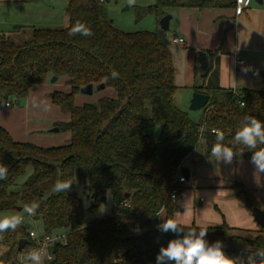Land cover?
<instances>
[{
  "label": "trees",
  "instance_id": "obj_1",
  "mask_svg": "<svg viewBox=\"0 0 264 264\" xmlns=\"http://www.w3.org/2000/svg\"><path fill=\"white\" fill-rule=\"evenodd\" d=\"M103 2L68 0L67 26L32 27L24 42L0 32V103L25 99L32 87L53 76L64 78L69 87L52 95L53 102L70 114L69 121L58 124L61 131H70L68 144L42 147L16 141L0 127V163L9 170L7 179L0 181V212L22 207L18 211L22 213L25 204L36 201V214L26 216L41 221L43 233L68 232L67 244L57 243L54 259L45 264H157L161 246L176 238L159 230L162 221L157 215L164 211L173 218L176 205L170 194L173 188H182L178 176L184 159L200 148L211 155L213 128L224 131L225 143L232 146L245 115L264 122V89L249 88H205L210 99L195 121L175 103L176 69L169 44L158 31L118 28ZM235 6V0H153L148 7H137V15L154 14L159 22L178 7ZM77 21L93 35L69 36V27ZM261 76L264 80V72ZM89 83H103L116 96L101 97L96 106L76 104L75 96ZM202 125H207L203 144L198 142ZM233 150L242 152L237 158L251 160L252 152L245 146ZM74 177L78 183L72 191H52L57 180ZM76 184L87 189L92 202H99L110 190L112 214L87 221ZM241 192L247 199L249 191L241 187ZM191 228L198 226L184 230ZM29 231L24 215L15 231L0 233L2 264L18 261L19 239H28L25 247L32 244ZM229 231L251 232L224 222L209 226L206 240L221 241L225 254L238 260L246 261L248 255L264 249V228L254 239ZM227 242L237 245L226 246Z\"/></svg>",
  "mask_w": 264,
  "mask_h": 264
},
{
  "label": "crops",
  "instance_id": "obj_2",
  "mask_svg": "<svg viewBox=\"0 0 264 264\" xmlns=\"http://www.w3.org/2000/svg\"><path fill=\"white\" fill-rule=\"evenodd\" d=\"M169 14H172L169 29H173L171 35L169 30L163 31L161 28L158 32L162 41L169 44L172 53L176 69L175 103L179 108L181 104L190 105L193 93H205V88L263 90L264 0H249L248 7L240 14H237L236 6L178 7L170 10ZM13 31L18 32L19 28ZM10 32L1 33L11 37L13 33ZM174 38H183L184 41L175 43ZM238 60H244L245 63L239 64ZM244 68L251 70L243 71ZM60 79L65 82L64 78H59L57 82ZM50 83L48 78L42 84L32 87L23 106L0 109V127L5 128L14 140L42 147L70 142L71 133L69 140L61 141L54 135L57 132L51 131L58 123L69 121L70 114L65 112L69 119L61 121L58 107L55 112L48 110L53 105L47 98V95L52 97L55 91H68L69 87L58 89ZM109 89L114 95L104 96L115 97L116 92ZM196 152L191 154L194 157L189 164H182L190 171V177L185 181L189 185L182 183L180 193H185L180 205L182 207L180 209L175 204L173 218L187 211L185 218L180 221L184 227L192 224L219 226L225 222L234 229L254 232L263 229L256 223L252 208L264 209V173L256 172L247 159L234 157L231 164H226L215 161L204 151ZM241 187L249 191L247 199ZM191 194H195V197L198 195L199 199L192 201Z\"/></svg>",
  "mask_w": 264,
  "mask_h": 264
},
{
  "label": "clouds",
  "instance_id": "obj_3",
  "mask_svg": "<svg viewBox=\"0 0 264 264\" xmlns=\"http://www.w3.org/2000/svg\"><path fill=\"white\" fill-rule=\"evenodd\" d=\"M135 4V0H128V6ZM69 36L93 35L92 30L84 23L77 21L69 27ZM243 71H249L250 68H244ZM113 78L118 77V73H111ZM241 127L236 131L231 140V145L225 143L224 131L213 128L211 131L215 135V142L211 147V156L215 161H222L231 164L234 157L239 156L242 152L233 150L235 146L243 145L252 152L250 163L254 166L256 172L264 173V122L255 116L245 115L241 121ZM207 125H202L198 129V142L206 143L205 133ZM8 167L0 163V181L8 177ZM74 183H78L77 178L70 180H57L52 188L55 193L70 192ZM110 194V193H109ZM39 209V203L32 201L23 206V214L34 216ZM23 214H15L0 218V233L8 230L15 231L24 221ZM161 223L157 225L163 233L171 232L176 238L169 240L167 246H161L156 257L157 264H164L165 261L173 264H264V249H257L254 255H248L247 260L229 257L223 251V244L217 240L209 244L206 240L208 235V225H201L198 228L184 230L180 220L167 218L164 214H158ZM182 234V235H181ZM33 235H35L33 233ZM42 251V250H41ZM41 251L32 249L23 255L24 264H44V258ZM44 255H48L47 252ZM51 259V257H48ZM258 258V259H257Z\"/></svg>",
  "mask_w": 264,
  "mask_h": 264
},
{
  "label": "rangeland",
  "instance_id": "obj_4",
  "mask_svg": "<svg viewBox=\"0 0 264 264\" xmlns=\"http://www.w3.org/2000/svg\"><path fill=\"white\" fill-rule=\"evenodd\" d=\"M153 3V0H135V4L131 7L128 6V0H104L103 6L107 13L108 18H110L114 24L125 31H138V30H147V31H158L160 28L159 22L154 14H146L142 18H138L137 15V7L145 8ZM67 5L68 0H0V32H10L12 34L14 28L18 27L19 31L12 34L11 38L17 42H24L28 38H30V29L32 26L36 28H62L68 25V14H67ZM172 10V9H171ZM172 30H169V35H171ZM51 81V78H50ZM263 83V82H262ZM55 84V87L60 89L63 86L67 87V84L60 79L58 82L50 83ZM50 87V86H49ZM36 89V88H35ZM264 89V87H261ZM50 92V91H49ZM48 92V93H49ZM52 93V91H51ZM113 94L114 92L105 88L103 90L95 89L92 95H86L79 93L75 96V101L80 104L85 103H95L97 102L100 96ZM54 95V92L51 96ZM28 96V95H27ZM47 98L51 100L52 107L49 106L48 110L55 112L56 107H58V116L61 121H67L69 119V115L63 112L60 107L53 102L52 97L47 95ZM26 99V98H25ZM25 99H23V103L21 102L18 106H23ZM12 103V107L17 108L18 106L15 104V98L9 99ZM82 101V102H81ZM3 105H0V109L3 110L5 107V102H2ZM181 109L187 111L190 116L195 120L199 121L202 116L201 110H190L189 105H179ZM59 124V123H58ZM58 127V126H55ZM59 140H69L70 131L69 130H60V132L54 133ZM67 142V141H65ZM203 151L202 148L198 149V151ZM197 153V152H196ZM198 154V153H197ZM196 154V155H197ZM193 155H190L184 159L183 162L189 164V161L193 158ZM24 178V176H23ZM189 185L188 181L185 182ZM188 187V186H186ZM185 188V187H184ZM76 190L78 195L81 197L83 201L84 207V217L87 221H93L96 219H102L106 216L112 214L113 211V201L111 191L107 190L106 199L103 201L102 199L99 202H92L88 197V192L86 188L81 187L79 184H76ZM188 190V189H187ZM189 191V190H188ZM110 193V194H109ZM185 193H178L177 198L174 200L175 204L178 208L181 209L182 206V198ZM199 196L195 197V194H191V200H198ZM164 213V211H162ZM187 211L183 213H178L175 215L176 219L182 220L187 215ZM15 214H23L16 212H0V218L4 216H11ZM25 215V221L29 224V228L37 231V233L44 232V226L39 220H32ZM258 232H234L229 231L231 235H238L248 239H254L258 234ZM226 246H235L236 243H225ZM243 245V244H242ZM244 247H250L244 245ZM0 264L1 261H0ZM14 264H24L20 259Z\"/></svg>",
  "mask_w": 264,
  "mask_h": 264
},
{
  "label": "built area",
  "instance_id": "obj_5",
  "mask_svg": "<svg viewBox=\"0 0 264 264\" xmlns=\"http://www.w3.org/2000/svg\"><path fill=\"white\" fill-rule=\"evenodd\" d=\"M104 1V0H101ZM236 2V12L237 14H240L244 9H246L249 5V0H235ZM173 41L175 43H182L184 40L183 38H174ZM239 64H244V60H238ZM5 102V107H11L12 103L10 100L3 101ZM0 105H3L2 102ZM196 152V151H194ZM186 181V176L183 174H180L178 176V182L184 183ZM180 190L178 188H173L171 191V199L175 200L177 198L178 193ZM128 203H126L127 205ZM33 233L35 235H33ZM30 239L32 240V244L29 245V247H24L22 250L19 251V259L24 263L23 261V255L27 253L28 251L32 249H36L38 251H41V255L44 258V264L48 263L52 259H54V247L57 243H63L67 244L68 239V232H58L54 234H46V233H37V231L30 229L29 231ZM156 241H160V236L156 237ZM47 252L48 255H44V253ZM51 257L49 259L48 257ZM28 264H31V262H28Z\"/></svg>",
  "mask_w": 264,
  "mask_h": 264
},
{
  "label": "water",
  "instance_id": "obj_6",
  "mask_svg": "<svg viewBox=\"0 0 264 264\" xmlns=\"http://www.w3.org/2000/svg\"><path fill=\"white\" fill-rule=\"evenodd\" d=\"M172 19V14H166L165 16H163L160 20H159V25L160 28L163 31H168L170 29V21ZM58 80L57 76H53L51 77V82L54 83ZM106 86L105 84H98V85H94L93 83H89L85 86H83L80 89V93L82 94H86V95H92L94 90H103L105 89ZM210 96L206 93L203 92H199L196 91L193 93L192 98L190 100V105H189V109L196 111V110H201L202 108H204L208 102H209ZM21 100L20 99H15V104L18 106L20 105ZM89 105L91 106H96L95 103H89ZM52 132H59L60 128L59 127H54L53 129H51ZM181 173L183 175L186 176V178L190 177V171L187 167L182 166L181 167ZM180 193V192H179ZM106 199V196L102 197V200L104 201ZM22 207L18 208V211H21ZM252 215L256 221V223L261 227L264 228V209H261L259 207H253L252 208ZM171 233V232H168ZM173 234V233H171ZM182 235V234H181ZM28 243V239L27 238H21L19 239V243H18V250H22L25 245Z\"/></svg>",
  "mask_w": 264,
  "mask_h": 264
}]
</instances>
